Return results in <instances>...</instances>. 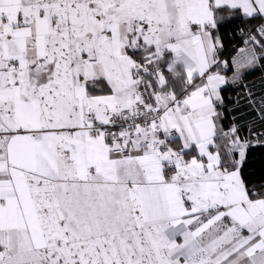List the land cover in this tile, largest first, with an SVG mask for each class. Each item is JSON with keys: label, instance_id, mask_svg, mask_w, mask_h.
Instances as JSON below:
<instances>
[{"label": "snow or ice", "instance_id": "1", "mask_svg": "<svg viewBox=\"0 0 264 264\" xmlns=\"http://www.w3.org/2000/svg\"><path fill=\"white\" fill-rule=\"evenodd\" d=\"M261 60L264 0H0V264H264Z\"/></svg>", "mask_w": 264, "mask_h": 264}, {"label": "trees", "instance_id": "2", "mask_svg": "<svg viewBox=\"0 0 264 264\" xmlns=\"http://www.w3.org/2000/svg\"><path fill=\"white\" fill-rule=\"evenodd\" d=\"M239 23L240 21H235L234 23L228 24L221 29L224 42V52L222 59L230 60L232 57H234L240 47L244 45L242 43L239 31L237 30V25ZM261 62L264 68V60H261ZM262 92L263 89L261 93ZM222 123L225 129H227V127L233 123L228 107L224 111V119ZM243 170L245 176L250 181L257 184L264 183V146L256 145L248 151L246 161L243 165Z\"/></svg>", "mask_w": 264, "mask_h": 264}, {"label": "crops", "instance_id": "3", "mask_svg": "<svg viewBox=\"0 0 264 264\" xmlns=\"http://www.w3.org/2000/svg\"><path fill=\"white\" fill-rule=\"evenodd\" d=\"M245 45H243L241 48H244ZM244 53H241L239 50L237 53L234 55V57H237L238 59L243 60L244 58ZM231 73H229L230 75ZM244 83L248 85V89L251 90L257 98L261 94H264V68L262 66V62L260 61V65L257 66L255 69L250 70L246 73V78L244 80ZM263 89V92L261 93ZM229 94L231 95L232 99L227 100V107L230 110L232 120L233 122L235 121L236 123L240 124L241 127V135L242 136H247L248 135V124L252 120V118L256 115V112H248L250 110H247V104L243 101L242 98L239 100V106L234 104V100L238 96L242 97V91L241 90H235L233 91L232 89H229ZM257 130H264L260 129L259 124L257 123L256 125Z\"/></svg>", "mask_w": 264, "mask_h": 264}, {"label": "rangeland", "instance_id": "4", "mask_svg": "<svg viewBox=\"0 0 264 264\" xmlns=\"http://www.w3.org/2000/svg\"><path fill=\"white\" fill-rule=\"evenodd\" d=\"M247 87H248V85H247ZM242 95H243V93H242ZM243 102H245V103L247 104V102H246V101H243ZM246 108H247V110H250V111H248V112H250V113H251V112L255 113L254 111H252V109H251V108H250L248 105H247V107H246Z\"/></svg>", "mask_w": 264, "mask_h": 264}]
</instances>
